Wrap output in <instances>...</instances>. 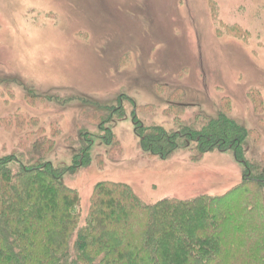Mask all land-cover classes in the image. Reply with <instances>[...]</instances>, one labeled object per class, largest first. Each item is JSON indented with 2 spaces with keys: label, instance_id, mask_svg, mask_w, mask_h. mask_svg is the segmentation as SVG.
Masks as SVG:
<instances>
[{
  "label": "rangeland",
  "instance_id": "1",
  "mask_svg": "<svg viewBox=\"0 0 264 264\" xmlns=\"http://www.w3.org/2000/svg\"><path fill=\"white\" fill-rule=\"evenodd\" d=\"M121 98L125 115L106 125L122 150L110 153L105 130L84 110L107 115ZM171 102L183 109L169 110ZM227 105L254 132L246 158L264 164V0H0V156L31 146L32 118L54 137L46 157L56 166H70L93 136L91 163L64 176L83 215L101 181L128 183L147 202L237 186L244 166L232 150L195 160L189 145L149 156L134 130V115L146 125L199 128ZM19 117L24 129L5 126Z\"/></svg>",
  "mask_w": 264,
  "mask_h": 264
},
{
  "label": "trees",
  "instance_id": "2",
  "mask_svg": "<svg viewBox=\"0 0 264 264\" xmlns=\"http://www.w3.org/2000/svg\"><path fill=\"white\" fill-rule=\"evenodd\" d=\"M257 95L251 93L259 112L263 101ZM176 97L183 93L170 98ZM150 106L135 104L136 110ZM228 106L199 128L146 125L134 115V130L149 156L169 158L189 145L196 150L195 160L211 151L232 150L244 166L237 186L220 196L147 202L128 183L101 181L86 215L79 191L64 176L91 163L93 136L85 135L88 145L70 166H56L46 157L54 137L32 118L34 129L27 135L38 136L31 146L0 156V264H264V164L246 158L244 145L254 132L230 116ZM112 108L107 115L84 110L105 130L110 153L122 148L106 122L114 114L125 115L123 99ZM182 109L173 102L169 107L178 113ZM3 121L18 129L29 124L23 117Z\"/></svg>",
  "mask_w": 264,
  "mask_h": 264
}]
</instances>
